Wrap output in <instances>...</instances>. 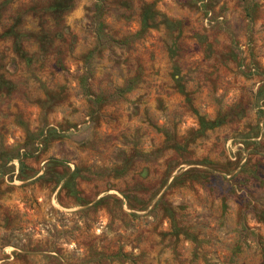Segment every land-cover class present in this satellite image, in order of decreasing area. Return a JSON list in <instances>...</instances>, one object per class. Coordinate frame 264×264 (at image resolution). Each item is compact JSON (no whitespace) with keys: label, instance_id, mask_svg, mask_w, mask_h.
Masks as SVG:
<instances>
[{"label":"rangeland","instance_id":"obj_1","mask_svg":"<svg viewBox=\"0 0 264 264\" xmlns=\"http://www.w3.org/2000/svg\"><path fill=\"white\" fill-rule=\"evenodd\" d=\"M0 264H264V0H0Z\"/></svg>","mask_w":264,"mask_h":264},{"label":"trees","instance_id":"obj_2","mask_svg":"<svg viewBox=\"0 0 264 264\" xmlns=\"http://www.w3.org/2000/svg\"><path fill=\"white\" fill-rule=\"evenodd\" d=\"M143 27L144 28H148V24L146 19H143ZM202 122V126L208 127V128H213L214 126H216V123L210 122V123H206L204 120L201 121Z\"/></svg>","mask_w":264,"mask_h":264}]
</instances>
